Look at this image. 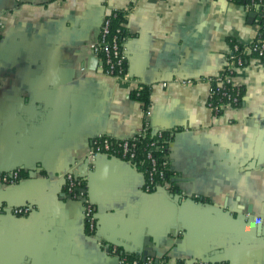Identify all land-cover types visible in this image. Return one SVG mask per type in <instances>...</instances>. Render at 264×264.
I'll return each instance as SVG.
<instances>
[{
	"label": "crops",
	"instance_id": "0c3cea01",
	"mask_svg": "<svg viewBox=\"0 0 264 264\" xmlns=\"http://www.w3.org/2000/svg\"><path fill=\"white\" fill-rule=\"evenodd\" d=\"M114 11L126 80L106 76L89 50ZM257 18L223 0H0V173L24 177L0 189V205L29 210L0 211V264H118L108 245L141 260L264 264V64L245 52L232 78L242 107L215 115L207 105L227 39L251 45ZM143 88L146 111L131 96ZM146 121L170 135L183 201L146 192L144 170L117 156L87 163L96 136L128 139ZM78 168L95 238L65 194Z\"/></svg>",
	"mask_w": 264,
	"mask_h": 264
},
{
	"label": "built area",
	"instance_id": "2783aa9c",
	"mask_svg": "<svg viewBox=\"0 0 264 264\" xmlns=\"http://www.w3.org/2000/svg\"><path fill=\"white\" fill-rule=\"evenodd\" d=\"M230 2L232 0H223ZM263 3V0H250L246 8L251 9V7L258 6V4ZM111 14V13H110ZM258 20V18H257ZM110 17L109 14L104 16L99 37L97 41L89 44V50L101 60L102 71L108 77H115L120 79H127V73L125 70V56L123 52V36L119 37V31L116 30L115 33L111 32L110 28ZM259 30L261 26L257 23ZM2 24L0 23V28ZM238 45L234 44L229 55L226 68L219 74L218 77L209 78L211 88L216 86L221 88L224 85H230L232 88H236V95L230 100V94L226 92L223 93L224 97H227L226 102H220L217 105H212L209 102L211 98V89L209 92V97L207 101L208 107L213 111L215 115H219L226 109H230L232 103H237L239 97V88L232 83V78L238 68L242 67L245 62V52L253 59L261 61L264 55V29L263 33L260 32L257 38L251 45L244 47L240 55L234 56L232 51H237ZM245 59V60H243ZM262 62V61H261ZM264 64V62H262ZM149 115V112H146ZM149 132L153 137L159 140L166 139L168 145L170 142V135L162 131H153L149 128L148 122H144L143 126L134 132V134L128 139L113 141L110 137L104 135L96 136L91 143V146L87 152V163L93 162L100 155H113L117 156L125 161L134 163L137 158L138 152V142L139 138L145 133ZM151 146L156 148L155 143ZM168 150V149H167ZM167 150L163 151L161 155H155L151 151L146 152L145 162L146 166L144 169L145 173V191L148 193L155 191H162L164 193L173 194L178 196L182 201L188 197L184 193H179L175 191L174 183L169 176V163L167 160ZM82 171L80 168L71 170L64 175L65 179V194L71 200L80 201L82 206V218L85 226V230L89 237L95 238L96 233V215L94 212L93 205L88 198L86 191L83 187V180L81 178ZM24 181V177L20 171L15 170L7 173H0V189H5L7 187H12ZM194 197L191 199H196ZM0 211H8L9 213L15 215H23L29 212L26 207H13L6 208L0 205ZM99 247H103L104 243L101 240L96 241ZM108 253L117 257L118 264H208L201 260H195L191 263L180 262V261H168L164 259H159L156 257H146L141 260L135 257H129L125 254L119 253L116 246L107 247Z\"/></svg>",
	"mask_w": 264,
	"mask_h": 264
},
{
	"label": "trees",
	"instance_id": "16d2710c",
	"mask_svg": "<svg viewBox=\"0 0 264 264\" xmlns=\"http://www.w3.org/2000/svg\"><path fill=\"white\" fill-rule=\"evenodd\" d=\"M250 0H232L231 3L235 4L236 6L245 9L247 4H249ZM251 10H254V12L256 13V17H258L257 23L261 26L259 32L260 34L263 33V29H264V0L263 3L258 4V6H254L251 7ZM110 17V28H111V32L115 33L116 30L119 31V37H122L125 33V19L123 16L122 12H112L111 14H109ZM228 44L230 45V47L232 48L234 44H237L234 40L228 38L227 39ZM238 45V50L237 51H232V53L234 54V56H238L242 53L243 51V46L242 45ZM246 59V58H245ZM243 59V60H245ZM262 62H264V55L261 59ZM245 63V62H244ZM239 97L238 98V102L232 103L230 102L229 104L231 105V107L234 108H240L243 106L242 104V96H243V91L242 88H239ZM227 93L230 94V100H232V98L236 95V88H232L230 85H224L221 88H217L216 86L211 88V98L209 99V102L212 105H217L220 102H226V100H228L227 97L223 96V93ZM132 98L137 101L142 108L144 109V111H146L150 105V100H149V91L147 88H143L138 92H134L131 94ZM222 114V113H220ZM152 143H155L156 148H154L153 146H151ZM168 149V143L166 141V139H162L159 140L156 137H153L149 132L145 133L144 135H142L139 138V142H138V152H137V158L134 161V164H136L137 166L141 167V169H145L146 166V162H145V154L148 151H151L152 153H154L155 155H161L163 151ZM175 191L178 192V189L175 188Z\"/></svg>",
	"mask_w": 264,
	"mask_h": 264
},
{
	"label": "water",
	"instance_id": "95a60500",
	"mask_svg": "<svg viewBox=\"0 0 264 264\" xmlns=\"http://www.w3.org/2000/svg\"><path fill=\"white\" fill-rule=\"evenodd\" d=\"M253 17H255V14L250 13V14H249V19L253 20ZM88 166H89V164H88V165L86 164L85 169H84V172L87 171ZM81 178H84V174H83V173H82V175H81ZM163 193H164V192H163ZM164 194H165L166 196H168L169 198H171V199H176L177 201H180V199H179L178 197L174 196L173 194H168V193H164ZM190 201H191V202H194V200L191 199V198H190ZM200 204L202 205V202H200ZM3 212H8V211H3ZM145 256H146V254L143 252V257H145ZM116 259H117V257H116Z\"/></svg>",
	"mask_w": 264,
	"mask_h": 264
}]
</instances>
